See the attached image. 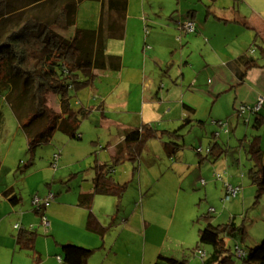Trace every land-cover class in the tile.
I'll list each match as a JSON object with an SVG mask.
<instances>
[{
  "label": "crops",
  "instance_id": "obj_1",
  "mask_svg": "<svg viewBox=\"0 0 264 264\" xmlns=\"http://www.w3.org/2000/svg\"><path fill=\"white\" fill-rule=\"evenodd\" d=\"M146 1L135 0V11H132V0H127L124 18L117 21L121 25L120 34L106 41V53L120 58L119 70L95 71L93 83L73 93V106L89 109L91 114L88 119L93 120L96 127L108 132L106 144L100 147L105 141L100 139H97L96 144L107 151V160L122 144L126 132L139 129L143 124L158 131L169 132L178 130L180 124L187 121L190 123L185 125L190 128H203L207 120L221 119L217 110L225 93L230 94L234 104H251L259 96L264 98V62L260 59L259 67L245 69L234 61L240 56L256 59L249 53L251 48L248 47V42H255L256 38L264 42V32L256 30L254 39L249 37L241 43L236 42V35L227 41L223 35L210 33L207 27L209 22L212 24L211 15H215V25H222L223 27L218 28L223 32L229 24L255 30L252 18L246 20L234 8H222L218 0H197L200 3L198 6H192L191 0L187 5L190 8H186V15L169 17L167 24L166 21L162 22L157 13H153L151 18L145 13ZM202 8L206 10L205 14ZM221 13L223 16H220ZM186 18L195 22L196 33L185 35L178 31L177 24ZM105 20L108 23L115 22L116 17L106 15ZM204 36L210 38L206 39ZM235 42L236 47H233ZM46 102L49 108L59 112L58 97L49 96ZM263 112L264 102L258 115L241 117L238 114L229 118L232 129L228 142H224L221 136L214 139L212 132L206 149L213 144L217 146L209 155H198L194 151L197 145L202 147L199 142L200 144L194 143L188 147L187 156L178 154V160L174 162L175 151L171 154L160 140L148 141L139 157L136 171L130 172L132 167L128 163V167L126 164L123 167L130 172V185L120 210H114L116 202L112 196L96 195L93 198L90 212L104 229L102 235L86 229L88 211L77 206L79 195L92 190L94 173L89 186L82 187L78 193L74 208L79 211H75L74 215H63L77 230L72 231L75 241L59 240L52 234L55 245L59 247L60 244H73L87 249H100V253L90 258L87 264H153L159 255L174 258L172 250L169 249L173 248L174 244L183 248L186 242L177 231L172 230L173 202L177 206L181 198L190 197L189 188L205 187L211 182L217 186L218 183L213 181L214 172H227L222 182L235 185V176L231 174L227 161L222 160V157L231 143L232 136L237 133L239 118H243V122L244 118H247L249 123L251 116H254L253 126L258 125V121H262L263 126ZM198 122L203 124L199 126ZM244 138L246 139V136ZM243 140L237 139V148L246 155ZM260 140L263 145V135ZM261 149L264 161V147ZM202 177L208 180L204 179V185L200 183ZM117 179L115 178L119 182ZM184 182L186 185H183ZM6 191H11L17 196L12 185L0 186V226L7 217L13 215L15 219H20V228H26V213H18L20 210H17L21 202L17 205L11 204L4 196ZM203 195L205 198L210 196V187L204 190ZM17 197L21 199L20 196ZM110 205L113 207L112 212H109ZM47 206L42 208L45 216ZM33 214L37 215L34 210ZM231 219H236L233 211L227 218L228 222ZM56 220L57 218L52 216L51 221L47 218V234L55 233ZM33 221L34 224H29L31 226L28 229H36L35 219ZM212 221L218 224L214 217ZM15 246L14 243L13 247ZM58 249L60 251V247ZM57 258L61 262V251L56 259H42L41 264H59ZM192 260L190 264H196L194 259Z\"/></svg>",
  "mask_w": 264,
  "mask_h": 264
},
{
  "label": "rangeland",
  "instance_id": "obj_2",
  "mask_svg": "<svg viewBox=\"0 0 264 264\" xmlns=\"http://www.w3.org/2000/svg\"><path fill=\"white\" fill-rule=\"evenodd\" d=\"M6 1L8 12L0 19V36L10 30L14 24L26 18L29 14L47 20L52 19L58 6L64 0ZM134 1L135 0H132V5ZM218 1L222 8H234L235 11L246 20L252 18L255 30H249L246 27L239 28V26L229 24L223 32V30L219 29L223 26L219 24L215 25V15H211L212 18L210 20L212 24L209 22L210 24L207 26L210 33L214 32L220 36L223 35L227 38V41H230L231 38L236 35L238 36L236 42L244 43L249 37L255 38L256 30L264 32V0ZM78 2L80 3L77 5L74 27L67 33H63L64 36L71 33L73 34L76 28L97 30L99 28L100 19L105 18L106 15H110L106 6L102 8L100 2L95 0H78ZM189 2H191V0H147L145 2L144 11L150 18L153 13H157L161 16L162 22L166 21L168 24L169 21L167 19L169 17L177 18L180 14L181 16L186 15V8ZM198 4L200 3H198L197 0H192V6H198ZM135 6L136 5L132 6V11H135ZM192 9H194V7H192ZM203 11V14H205L206 10L203 9L202 12ZM222 14L223 13H221L220 16H223ZM229 14H231V12H229ZM218 16L219 15H216V17ZM204 37L206 39L210 38L208 36ZM236 42L233 43V47H236ZM263 44L264 42L257 38L255 42L252 40L249 41L248 47L251 48L250 50H253L250 55L259 58L258 48L262 47ZM261 62H264V60H261ZM8 93L6 88L0 87V186H13L14 192L22 199L21 203L17 206V210H20L18 213H26L25 221L26 224H28L26 227L27 229L31 226L29 224H34L33 219H35V231L38 236L35 241L34 252L21 251L18 250L16 246L13 247L15 235L17 233V230H13V227L15 224L20 225L21 221L20 219H15L13 215L7 217V220L0 226V264H32L35 256H39L41 261L42 259H49V257L56 259V256L60 255V251L58 249L59 247L55 245L52 239V234L56 235L59 240L67 239L75 241L72 231L77 230L73 228L72 224L66 221L67 218L63 217V215H74V213H76L75 211H79L74 208L78 193L82 187L89 186L88 184L92 176H94L93 167L96 161L101 163L108 161L106 159L108 156L107 151L104 147L99 148L98 145H96L98 142L97 139L105 140L100 147L106 144L109 138L108 132L96 127V123H94L93 120L86 119L81 122L76 130V134L80 135L79 139H70L62 131L55 130L48 143L37 146L33 154L30 155L27 150V142L21 125L23 124L24 126V115L32 111V103L30 100L27 101L25 97L24 114L16 115L9 105L11 96H7ZM229 95V93L223 94L220 100L217 115L220 116L221 119L207 120L203 128H190L185 125V123L180 124L178 133L183 136V139L178 143L180 148H177L174 153L175 155H173L174 162L178 160V154L187 156L189 152L188 147L190 145L193 146L194 143L201 142L203 150L206 149L211 133L218 130L215 129L216 126L213 127L214 125L211 124V121L229 122V118L238 115L237 110L241 105H247L252 108L256 102L251 104L238 102L234 104L232 97ZM73 98L75 100L74 96ZM242 116L243 115H241V117ZM253 117L254 116H251L249 123L243 122V118H239L237 133L235 136H232L231 143L224 154L225 158L224 156L222 157V160L225 159L227 161L228 169L232 172L231 174L235 176L236 181L234 182L236 184H229L241 188L239 195L231 201H224L222 199L223 182L213 178V181L218 183L217 186L212 185L211 182L207 183L205 187L197 186V188H189V193H191L190 197L181 198L177 206L173 202L174 216L172 230L173 232L177 231L179 236L181 238L183 237L186 242V246L183 248L174 244V247L169 249L172 250L171 254L174 258L185 260L183 258L187 257V264H190V261H193L192 259H194L196 264H202V259L194 256L193 251L197 247L206 254L210 251L209 246L198 243L197 237L198 230L205 226V223L201 219L206 215L214 217L218 224H223V222H228L227 218L233 211L236 217L235 223L237 225L243 224L246 228V240L243 243L237 244L243 250L246 248H253L264 242V196L255 204L256 188L251 184L249 177V169L252 167V162L248 160L244 152H239V148H237V139H244L246 136V140H244L243 144L247 149V140H250L253 136H264V124L258 127L253 126L255 119H253ZM37 128L38 127H36V129ZM229 129H232L231 123ZM229 132L220 133L221 139L224 142H228L227 140L230 136ZM262 144L261 147H264V140ZM55 153L59 154V160L57 167L53 168L51 163ZM125 164L126 163L115 168L117 174L113 173V178H118L117 180H120V183H128L129 187L132 168H130V172H127L125 168H123ZM125 166L128 167L127 164ZM220 174L223 178L227 175V172L225 174ZM125 177L126 179H123ZM202 178L207 180L205 177ZM219 183L221 186H219ZM183 185H186V182H184ZM183 185L181 186L182 188ZM207 187H210V196L205 198L203 192ZM49 193L54 195V199L46 207V218L51 221V216L52 218L56 217L57 224L55 233L47 234L40 225V216L38 214H33L32 199L35 196L44 199ZM243 195L244 198H242ZM110 208L109 212H112V205H110ZM211 208L214 209L212 213L208 212ZM114 210L116 211V209ZM219 215L222 216L219 217ZM49 230H51V228ZM235 245V242L231 239L226 241V247L232 252ZM99 250L100 249H96L91 258L100 253Z\"/></svg>",
  "mask_w": 264,
  "mask_h": 264
},
{
  "label": "trees",
  "instance_id": "obj_3",
  "mask_svg": "<svg viewBox=\"0 0 264 264\" xmlns=\"http://www.w3.org/2000/svg\"><path fill=\"white\" fill-rule=\"evenodd\" d=\"M95 1L100 2L102 8L106 6L109 16L116 17L115 22L108 23L102 18L97 30L76 28L73 34L64 36L63 33L74 27L76 9L80 3L78 0H64L52 19L29 14L0 36V87L9 92V105L16 115L24 114L25 97L32 103V111L24 115V126L21 125L30 155L37 146L47 144L55 130L62 131L70 139H79L80 135L76 134V130L82 121L89 118L91 111L82 106L75 108L73 93L89 87L94 81L95 71H118L120 68V58L106 53V41L120 34L121 25L117 21L124 18L127 0ZM7 12V1L0 0V19ZM258 49L259 58L240 56L234 61L245 69L259 67V60L264 59V45ZM49 96L58 97L59 112L47 106ZM202 124L197 123L199 126ZM261 124L262 121H258L255 127ZM153 139L162 141L167 151L172 154L180 148L178 143L183 136L178 130L158 131L143 124L139 129L126 132L122 144L108 161H96L93 167V188L88 193L80 194L77 202V206L88 211L87 230L103 234L104 229L90 212L94 196L114 197L115 209L118 212L128 183H119L113 178L115 168L129 163L134 173L139 157L148 141ZM260 141L259 136H253L247 140L246 149L247 158L252 162L249 177L251 184L256 188L255 204L264 195V161ZM215 146L217 144L212 145L211 151ZM4 196L13 205L21 202L11 191L4 192ZM34 211L36 214L41 213ZM201 220L205 226L197 232L198 243L210 247L209 253L202 259L203 264H264V242L244 249V257H238L226 247V241L229 239L236 245L246 240V228L243 224L237 225L235 219L215 224L213 217L209 215L203 216ZM37 236L33 229H19L15 235L16 247L21 251L34 252ZM59 247L62 256L59 264H87L96 251L73 244H60ZM196 250L200 249L197 247L193 253ZM32 264H41L40 257L35 256ZM153 264H187V261L159 255Z\"/></svg>",
  "mask_w": 264,
  "mask_h": 264
},
{
  "label": "built area",
  "instance_id": "obj_4",
  "mask_svg": "<svg viewBox=\"0 0 264 264\" xmlns=\"http://www.w3.org/2000/svg\"><path fill=\"white\" fill-rule=\"evenodd\" d=\"M177 29L179 32H181L182 34H185V35L194 34L197 31L196 24L191 18H186V19L182 20L181 22H179L177 24ZM252 52H253V50H250V54ZM263 102H264V98L259 96L252 108L247 106V105H241L239 107V109L237 110V112L239 115H247V116H249L251 114H258L260 112L262 106H263ZM244 121L247 123L248 119L244 118ZM211 124L216 126L218 129L217 131H215L213 133L214 139H218L221 135L220 134L221 132L228 133L230 131V129H229L230 123L228 121H211ZM194 151L198 155H200L202 153L204 155H209L211 152V147L207 148L206 150H203L202 147L199 145V146L194 148ZM52 158H53V161L51 163L52 167L56 168L58 160H59V154L55 153ZM212 175H213V178L215 180L222 181V175L219 172H214ZM200 183L202 185H204L205 184L204 179H201ZM222 189H223L222 199L224 201H231L232 199H235L239 195V193L241 192V188L239 186H233L227 182H223ZM53 199H54V195L51 193H49L48 196H46L44 199H40V198L35 196L32 199L33 209L38 210V211H42V208L44 206L49 205V203L51 201H53ZM209 212H211V213L214 212V209L211 208L209 210ZM40 218H41V225L44 229V232L47 233L49 222L47 221L46 216L43 214V211L41 212ZM13 228H14V230H17V231L19 229H21L19 224H15ZM29 229H31V228H29ZM233 252L238 257H244V255H245V251L243 249H241L238 245L234 246ZM193 255L196 257H199L200 259H203L206 256V253L202 250H196L193 253ZM57 259L60 262V259L59 258H57Z\"/></svg>",
  "mask_w": 264,
  "mask_h": 264
}]
</instances>
